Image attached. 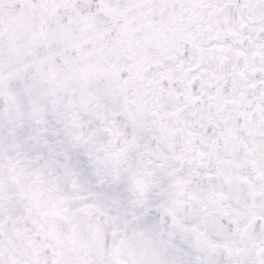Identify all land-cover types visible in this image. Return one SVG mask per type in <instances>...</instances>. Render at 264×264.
I'll list each match as a JSON object with an SVG mask.
<instances>
[{"label":"snow or ice","instance_id":"obj_1","mask_svg":"<svg viewBox=\"0 0 264 264\" xmlns=\"http://www.w3.org/2000/svg\"><path fill=\"white\" fill-rule=\"evenodd\" d=\"M0 264H264V0H0Z\"/></svg>","mask_w":264,"mask_h":264}]
</instances>
